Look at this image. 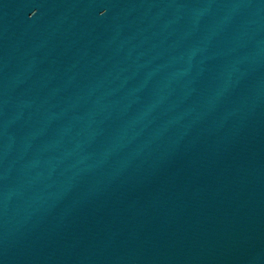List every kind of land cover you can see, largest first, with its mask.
I'll return each instance as SVG.
<instances>
[{
	"label": "water",
	"instance_id": "95a60500",
	"mask_svg": "<svg viewBox=\"0 0 264 264\" xmlns=\"http://www.w3.org/2000/svg\"><path fill=\"white\" fill-rule=\"evenodd\" d=\"M0 264H264V0H114L0 141Z\"/></svg>",
	"mask_w": 264,
	"mask_h": 264
}]
</instances>
